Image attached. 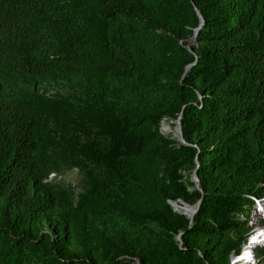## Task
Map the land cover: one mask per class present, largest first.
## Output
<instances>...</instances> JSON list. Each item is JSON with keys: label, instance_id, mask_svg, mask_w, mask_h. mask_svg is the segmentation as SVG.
<instances>
[{"label": "trees", "instance_id": "trees-1", "mask_svg": "<svg viewBox=\"0 0 264 264\" xmlns=\"http://www.w3.org/2000/svg\"><path fill=\"white\" fill-rule=\"evenodd\" d=\"M262 197L264 0H0V264H231Z\"/></svg>", "mask_w": 264, "mask_h": 264}, {"label": "rangeland", "instance_id": "rangeland-1", "mask_svg": "<svg viewBox=\"0 0 264 264\" xmlns=\"http://www.w3.org/2000/svg\"><path fill=\"white\" fill-rule=\"evenodd\" d=\"M161 131L163 134H172L177 136V125L171 124L170 122L164 120L161 124ZM60 178H54L57 180H63L67 183L75 192L79 193V188L75 185L76 175L75 173H63L60 174ZM193 179V175H192ZM53 180V179H52ZM173 202L170 204L173 207ZM175 208V207H174ZM177 211L184 212L182 209L175 208ZM250 210V208H249ZM189 215V214H188ZM248 223L251 225V235L248 238V241L242 246L240 253L231 257V264H264V255L259 258H255L253 248L258 245H264V197L255 200V205L251 212L248 214ZM249 242V244H248ZM133 264V263H132Z\"/></svg>", "mask_w": 264, "mask_h": 264}, {"label": "water", "instance_id": "water-1", "mask_svg": "<svg viewBox=\"0 0 264 264\" xmlns=\"http://www.w3.org/2000/svg\"><path fill=\"white\" fill-rule=\"evenodd\" d=\"M199 18H200V23L202 24V23H203V20H202L201 15H199ZM188 41H189V43L192 42L191 39H188ZM177 133H178L179 137H181V129H180V126H179V121H177ZM181 140L183 141L182 138H181ZM193 180L195 181V183H196V185H197V184H198V179H197V177H196V171H194V173H193ZM178 201H179L180 203H182L183 206H186L187 208H188V207L192 208V210H191V214L189 215L190 217H192L193 214L196 212V210L198 209L199 203H200V200H198V201L196 202L195 205L189 206V205L185 204L184 202H182L181 200H178ZM171 206H172V205H171ZM173 209L176 210L174 207H173ZM184 213H185V211H184Z\"/></svg>", "mask_w": 264, "mask_h": 264}, {"label": "bare ground", "instance_id": "bare-ground-1", "mask_svg": "<svg viewBox=\"0 0 264 264\" xmlns=\"http://www.w3.org/2000/svg\"><path fill=\"white\" fill-rule=\"evenodd\" d=\"M173 204V207H175V208H180V209H182V210H184L187 214H191V210H192V208H190V207H186V206H183V204L182 203H180L179 201L178 202H173L172 203Z\"/></svg>", "mask_w": 264, "mask_h": 264}, {"label": "built area", "instance_id": "built-area-1", "mask_svg": "<svg viewBox=\"0 0 264 264\" xmlns=\"http://www.w3.org/2000/svg\"><path fill=\"white\" fill-rule=\"evenodd\" d=\"M164 120H162V122H163ZM162 122H161V124H162ZM73 173H75V175H76V172L75 171H72ZM69 173H71V172H69ZM61 176L60 175H56L55 173H50L49 175H48V177H47V180L48 181H51L52 179H54V178H57V179H59ZM253 230V229H252ZM251 235V234H250ZM249 235V236H250ZM249 238V237H248ZM248 241V240H247ZM246 241V242H247ZM248 244H249V242H248ZM244 245V244H243ZM236 254H234V255H232V256H235ZM231 256V257H232ZM135 264H137L136 262H135Z\"/></svg>", "mask_w": 264, "mask_h": 264}]
</instances>
